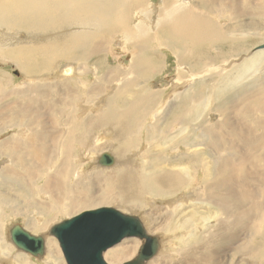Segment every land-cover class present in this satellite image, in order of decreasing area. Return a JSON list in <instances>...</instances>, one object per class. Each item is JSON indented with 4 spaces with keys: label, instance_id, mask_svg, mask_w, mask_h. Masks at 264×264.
<instances>
[{
    "label": "rangeland",
    "instance_id": "1",
    "mask_svg": "<svg viewBox=\"0 0 264 264\" xmlns=\"http://www.w3.org/2000/svg\"><path fill=\"white\" fill-rule=\"evenodd\" d=\"M66 1L69 9H77L80 3L79 0ZM91 1L97 5V2L104 4L107 0ZM128 1L115 0L113 12H109L110 0L105 3V9L93 5L83 8L90 15L91 25L87 26V31L94 35L93 42L104 44L102 52L99 48L97 54L91 48L86 47L84 50L81 49L84 45L76 44L70 46V54L38 53L36 45L48 47L46 43L50 39L45 36L30 38L31 35L28 36L25 31L27 27L41 29L37 23L44 22L43 19L34 22L21 18L23 30L16 28L15 32L10 27H0V40L11 39V44L5 43L3 49L6 51L0 57V115L10 116L13 108L17 113L18 105H24L26 112L45 123L44 126L51 124L52 139L57 134L65 137L70 133L71 136H66L62 144L70 139L74 145L72 153L66 151L65 157L61 155V163L65 158L70 163L66 169L60 170V165L51 166L48 158L47 165L38 170L41 177L36 179L30 176L33 184L21 182L23 188L16 184L2 186L5 191L7 187L16 186L23 192L9 197L20 200L15 212L13 209H1L0 233L5 248L0 255V264H66L57 239L47 236L50 228L83 212L102 207L140 217L148 233L160 237L161 249L147 264H264V152L255 150V146H262V141L256 142L255 136L264 138V62L256 66L251 64L253 68H241L242 77H246L244 80L236 79V75L228 80L220 78L226 70L238 67L243 61L250 63L264 44V0H164L163 3L162 0H141L137 1L138 8L131 11L123 7ZM46 2L49 4L54 1ZM117 10L118 13L123 10L121 18H118L123 24L117 22L118 29H112L115 20L108 23L106 17ZM157 10L162 11L159 19ZM42 11L51 17L46 19L49 25H58L62 30V17H73L69 12L70 15L61 14L63 11L60 7L52 13L45 10L37 12ZM191 11L201 13V24L209 23L213 31L221 36L207 37L201 30L193 34V31L185 30L177 36L172 35L171 28L175 24L173 16L177 13V18L181 17L176 21L185 16L193 24L197 18ZM7 12V8L0 7V17L4 16L8 20L15 18V13ZM98 17L100 21L96 20ZM141 20L146 21L145 25L141 24ZM157 20L160 29L153 36V22ZM73 23L70 22L71 25ZM144 28L150 34L147 31L141 33ZM62 30L53 33L56 42L63 40V36L68 37L60 36ZM221 31L236 39L228 41L229 45H226L225 34ZM80 32L83 33V39L87 37L84 27L80 28ZM70 33L76 32L71 30ZM123 38L130 39L134 45L123 43ZM141 42L146 43L150 51H159L155 53L161 62L158 61L157 70L150 76L140 74L141 69L149 63L148 60L137 59L142 56L138 49ZM13 46H21L17 49L19 52L24 51V46H29L28 50L33 54L29 64L35 75L27 74L28 64L23 67L20 62H15L13 51H8ZM84 55L92 58L84 60ZM146 57L149 60L154 58L152 54L151 58L148 54ZM66 65L73 66L76 73L70 78L62 75L59 78L57 74ZM39 66L44 70H38ZM201 66H204L203 69L196 71ZM104 68L108 72L105 77L99 73ZM192 74H196V77ZM96 81H102L103 92L94 91ZM82 85L87 86L86 89L81 90ZM29 86L34 87L32 92L15 95ZM242 87L243 90L238 91ZM41 89L44 91L40 92ZM67 90L70 92L67 93ZM39 92L45 98L39 97ZM125 92L128 93L125 95ZM188 92H193L195 99L182 105V95ZM109 93L115 98L119 110L126 114L125 118L132 123L145 124L140 136L134 132L140 142H133L131 146L127 144L129 149L122 157L116 153L121 142L110 137L117 133L119 127L105 112L111 97ZM104 97L108 99L106 103H97ZM229 97L237 99V102L233 100L230 104ZM100 105L103 107L100 112L90 109ZM88 109L89 116L85 120L81 113ZM101 114L108 119L99 121ZM14 124L12 119H7L5 123L0 119V144L23 130L27 132L26 128L20 130L13 127ZM108 124H113L114 128ZM246 131H249L248 145L244 143L248 138ZM190 136L192 140L188 142ZM102 137H107V140ZM190 143L194 145L190 150L191 158L186 155ZM197 151L204 156L201 155L198 162H193L194 158L197 160ZM102 153L113 155L119 166H97V158ZM54 156L58 158V155ZM149 158L156 161L154 164L162 173L171 168L177 170L179 166H192L193 169L191 175L188 172L186 182H175V186L161 188L165 195H144L124 202L122 198H116L119 191L113 187L115 194L110 195L114 203L100 201L108 188L107 175L116 172L124 164L132 167L130 163L134 161L137 166ZM202 159L205 161L200 163ZM229 160L233 165L228 164ZM205 163L210 168L208 172ZM9 164L6 157L0 158V169ZM54 176L61 183L58 188L54 187ZM24 199L40 203V208L42 204L47 205L51 210L50 215L46 216L43 211L34 208H31L33 212L26 214L24 209L29 206ZM1 207L5 208L4 205ZM28 218L31 220L29 224L26 221ZM32 222L36 223L35 228ZM42 224L45 227L43 230L37 228V225ZM15 225H20L33 235L45 237L48 245L56 248L52 251L58 249L59 262L52 260L56 253L48 255L47 250L41 259L17 250L8 238L9 228ZM191 237L195 238L192 243L189 240ZM137 240L125 239L109 251L132 245ZM141 244L139 240L137 252ZM109 251L103 255L105 260Z\"/></svg>",
    "mask_w": 264,
    "mask_h": 264
},
{
    "label": "bare ground",
    "instance_id": "2",
    "mask_svg": "<svg viewBox=\"0 0 264 264\" xmlns=\"http://www.w3.org/2000/svg\"><path fill=\"white\" fill-rule=\"evenodd\" d=\"M53 1L54 2L48 4L46 2V0H0V7H5V8H7L8 12L15 13L14 14L15 18H10V20L6 19L4 16L0 17V27H5V28L10 27L15 32V31H17L16 28H19V31L21 29L23 30V26L21 24V18L23 20L24 19L25 20L30 19L31 21H34V22L43 19L44 22L37 23L38 24L37 27H39L41 29H37L35 27H27V29L25 31L28 34V36L31 35L30 38L33 37L35 39L37 36H41V37L45 36L46 39H48V38L50 39V40H47V43H46L48 47L36 45L38 53H39V51H40V53H41V51H44V52H47L48 54H55V53H62V52H66L67 54H70V52L68 50H69L70 46L74 47V44H76L75 46L84 45L81 48L84 50L86 49V47L90 48V45L87 46V44L90 43V40L92 38H94V35L87 31V26L91 25V20H90V15L85 11V9L87 8V5H89V6L93 5L95 7L97 6L99 9L101 6H103V8L105 9V3H107L108 0L104 1V4L97 2V5H95L94 1H91V0H87V2H86V0H79L80 3L78 4V7L79 6L80 7L77 9H75V8L69 9V6L67 5L69 3L66 0H53ZM98 1H101V0H98ZM137 1H141V0H129L126 4L123 5V7L130 9V11H131V9H137L139 6ZM101 2H103V1H101ZM98 5H100V6H98ZM59 7L63 11V12H60L61 14L73 15V17H69L66 15L62 17L61 24L64 26L63 30L60 27H58V25H57V27H53L52 26L53 24L52 25L48 24V21L46 19H51V17L47 13H44L43 11L37 12L39 10H45L49 13H52L53 11L56 12L57 10H59ZM83 8H85V9H83ZM65 9H67V10L65 11ZM29 12H34V13L29 14ZM68 12L70 14H68ZM182 18L183 19L180 21H176V20L174 21L175 24L171 28L172 35L177 36V35L183 33L185 30L193 31L191 34H193L194 32H196L198 30H201V31H203V34L207 37H213L214 38V37L221 36L220 33L213 31V29L211 28L209 23L204 22L203 24H201V21L200 20L195 21V17H194L195 23L192 24V21L190 19H186L185 16H183ZM96 20L100 21L101 18L98 17V18H96ZM71 21L75 22V24L73 23V25H71L70 24ZM106 21L108 23L111 21V14L107 15ZM117 22L120 25L123 24V22H121V20H119V19H117ZM210 22H213V21H210ZM145 23H146L145 20H141L142 25H145ZM101 24H102V22H101ZM153 24H154V26H158L159 21L157 20V22L155 21V22H153ZM200 25H201V27H197ZM79 27H84L86 29L87 33L84 34V35H87L86 38L83 39V36H82L83 33L81 34ZM59 29L62 30L60 36L68 35V37L63 36V40H59L58 42H56V37H54L53 33L58 31ZM71 30H74V32H76V33L75 34L70 33ZM221 32L223 34H225V44L226 45H229L228 41L236 39L233 37H229L225 31H221ZM156 34H157V32H156ZM10 36H11V34H10ZM14 36H16V38H18L17 35H14ZM7 42L11 44V39L8 38V39L0 40V57L6 51L5 49H3V47H4L5 43H7ZM36 44H38V43H36ZM41 45H43V44H41ZM19 47H21V46H13L12 49H10L8 51H13L12 56L15 59V62H20L21 66L24 67L25 65L28 64V67H29V69H28L29 72H27L28 75H30V76L35 75L34 74L35 72L32 71V66L29 64V61L31 60V56L33 55V54L31 55L29 50H28L29 46H24L23 47L24 51H22V52L17 51V49ZM97 48H99V47H97ZM94 51H96V49ZM263 51H264V49H262V48H260V50L258 49L257 53L252 57V60L250 63H245L246 61H243L240 65H238V67L236 66V67H232V68L226 70L227 72L225 73V75L222 74L220 76V78L224 79V77H225V80H228L230 77L233 78V76L236 75V79H239V80L246 79V77L245 78L242 77L243 73L240 72V69L241 68H253V66H256L260 63H263L264 62L263 61V59H264V52ZM23 52H25V53H23ZM100 52H102V51H100ZM185 53H187V51ZM39 56H41V55H39ZM48 57H49V55H48ZM48 57H47V59H48ZM82 58L84 60H86V59H90L91 57H89L88 55H84ZM225 58H226V56H225ZM148 61H149V63L141 69L140 74L142 76L153 75L154 74L153 72H155L157 70V65L152 60H148ZM243 63H245V64H243ZM40 64H42V62ZM49 64H51V63L49 62ZM42 66L45 67L44 64ZM42 66H39L37 69L38 70H42V69L44 70V68H42ZM203 67L204 66H201L200 69H198L196 71H200L201 69H203ZM97 71L95 70V72H97ZM189 72H190V70H189ZM75 73H76V69L73 66L66 65L59 71V73L57 75L59 78H62L61 75L63 77H66V78H70ZM99 73L102 74L104 77L107 76V74H108V72L106 71L105 68L100 69ZM192 75H193V77H196V74H192ZM250 76H252V75H250ZM101 82L96 81L94 88L92 87L93 89H95L94 91H98V90L102 91L104 89L103 87H101V85H102ZM32 84H33V82H32ZM194 84L196 85V83H194ZM190 85H193V84H190ZM230 85L231 84H229L228 86H230ZM23 86L24 85H22V87ZM30 86L24 87L21 91L16 92L15 95L19 96L18 94H20V93L32 92L34 87H30ZM86 87L87 86H83L82 88H80V87L79 88L81 90H84V89H86ZM42 90L43 89H41L39 91L42 92ZM240 90H243V87L239 88L238 91H240ZM69 92L70 91L67 90V93H69ZM91 92H93V91H91ZM34 93H36V91H34ZM126 93H128V92H125V95H126ZM40 95L41 96H39V97L45 98V95L43 93H40ZM195 96L196 95L193 92L184 93V95H182L183 101L181 104L183 105V103H191L195 99ZM242 97H245V96H242ZM239 98H241V97H239ZM132 99H133V97H132ZM229 99H231L230 104L233 103V100H234V103L237 102V99H235V98H233V100H232V98L229 97L228 100ZM20 103H23V102H20ZM25 104H27V103H25ZM26 106H28V104ZM107 106L108 107H105V109H106L105 112H106L108 118H110L113 121V123H115L116 127H119L117 133H114L115 135L110 136V137H113L115 140L121 142V144L118 146V148L116 150V153L118 156L120 155L122 157V156H125L127 150L129 149L127 144L129 146H131V144L133 142H136V143L140 142L139 138H138V136H136V134H139V136H140L141 131L144 130L145 124L139 123V122L138 123H132L127 118H125L126 114L122 110L120 111L119 108L115 105V98L112 96L109 98V102H108ZM102 108L103 107H99L98 112H100L102 110ZM0 119L3 123H5V121L7 119H12L13 121H15V124L13 127L19 128L20 130H23V128L27 129V134H25L24 130H23L22 133H20L19 135L12 136L0 144V158L6 157L10 163L9 165H5L0 169V178H1V182H0V213H1V209L7 210V211H12V209H13V211L15 212L16 211L15 209L17 208L16 204L19 205L20 200H19V198L9 199V197L15 196L16 195L15 193H18V192L22 193L23 192V190L20 189V188H23V185L21 184V182H24L25 185L33 184L34 182H32L29 179L30 176L35 177L36 179L38 176H39L38 178H40L41 176H40V173H38V170L47 165L48 158H49V162H50L51 166L57 167L58 165H60V167H61L60 170L66 169L70 165V163H69L68 159L66 160V158H65V161L63 163H61L62 156L65 157L66 151H69L70 153H72V151H73L72 148L74 147V145L72 146L73 142L70 139H68L66 142H64L62 144V141L66 136H71V135H69L70 133L65 135V137H63L62 134H59L56 138L52 139V134H50V125L51 124L48 123L47 126H44L45 123L39 121L37 119V117L31 116L30 114H28L26 112L24 105H21V104L18 105L17 113H15V110L13 108L12 109V115H10V116H7L6 114L4 116L0 115ZM172 120H177V119L172 118ZM108 123H110V122H108ZM108 125L111 128H114L113 124H108ZM189 129L191 130L192 127H189ZM1 131H2V128L0 129V132ZM135 131H136V134H134ZM150 132L152 133V128L150 129ZM248 132L247 131L245 132V135L247 137L249 136ZM231 133L233 134V132H231ZM252 133L255 135L254 130L252 131ZM24 134H25V136H24ZM106 138L107 137H102L103 140H107ZM137 138H138V141H137ZM191 140H192V137L190 136L188 142H190ZM255 140H256V142H258L259 140L262 141V146L261 147L255 146V150L258 152H259V150L264 152V138H257L255 136ZM129 141H131V142H129ZM244 143H245V145L249 144V137L247 139H245ZM193 146L194 145H192L191 143L188 144L189 153H186V155H188L189 158L192 157L190 150L193 148ZM195 154L197 156V160H195V158H194L193 162H198V159L200 158V156L201 155L204 156L200 151H197ZM54 155H58V158H56ZM203 161H205V160L202 159V161H200V163ZM155 162L156 161L149 158L148 161H145L141 164L139 163L140 165L136 166V165H134V161H133V164H131L129 162L130 165H132V167H129L128 164L127 165L124 164L116 172H114V173L111 172L109 175H107L108 178H106V179H108L107 180L108 182L106 184V185H108L107 186L108 188L105 191V196L103 198H100V201L106 202V203H114L113 199L110 195V194H112V195L115 194L113 187H116V189H118V191H119L116 198L117 199L122 198L123 200H125L124 202H127L131 198L135 199V198H139V197L144 196V195H149L150 197L165 195L164 191L161 188L165 189V186H166V188H170L172 186H175L176 185L175 182H180V183L186 182V180L188 179V172L191 175V171L193 169V168H191L192 166H190V165H189L190 167H188V168H186V167L181 168V166H179L180 168H178L177 170L171 168V169L166 170V172L162 173L159 171L157 164H154ZM178 164H180V163H178ZM228 164L233 165L232 161H230V160L228 161ZM205 165H206V171L208 172V170L210 168L206 163H205ZM116 166H119L118 161H117ZM110 176H111V179H110ZM55 177L56 176L53 177L54 181H55L54 187L58 188L59 186H61V183ZM164 183H165V185H164ZM187 183H189V182H187ZM7 184H16L20 188H18L16 186H13L12 188L7 187L6 191H5V189L2 188V186L7 185ZM29 188H31V186ZM93 191H95V188H93ZM12 192H13V194H12ZM37 193H39V192H37ZM3 194H4V196H3ZM140 199H142V198H140ZM24 201L29 206V208L24 209V211H26V214H30L31 212L34 211L31 208L38 209V211H43V214L46 216H49L51 213V210L48 209L47 205H45V204H42V208H40V206H41L40 203H37V202L33 203L29 199H24ZM1 205H4L5 208H2ZM102 208H105V207H102ZM26 221H27V224H29V222H31V220L29 218ZM39 223H41V221H39ZM35 225H36V223L34 222L33 223L34 228L36 227ZM38 227L40 230H43L45 228L43 226V224L37 225V228ZM11 228H9V230H8L9 232H10ZM32 235H33V233H32ZM47 236L50 237L49 235H47ZM8 238H10V233H9ZM191 238L192 239H189L190 243L195 241L194 237H191ZM133 239L137 240V238H133ZM3 240H4L3 235L0 233V255L3 252V248H5ZM9 241L11 242V239ZM45 243H46V245H48V242L46 240H45ZM138 243H139V240L135 241V243L132 245H124V246H121L115 250L113 249V251L111 250V252L109 251L110 249H108L107 251H109L110 253L108 252L107 259L105 261L107 263L109 262L110 264H123V263H125L128 259H132L136 256ZM46 245H45V253H46V250H47L48 255L49 254L55 255V253H56V256L54 258H52V260L56 259L58 261L59 260L58 252H57L58 249L56 250V252H54V251H52L53 248L56 249L54 246L48 245L49 247L47 249ZM44 257H45V255H44ZM0 261H2L1 258H0ZM8 261H10V259Z\"/></svg>",
    "mask_w": 264,
    "mask_h": 264
},
{
    "label": "water",
    "instance_id": "3",
    "mask_svg": "<svg viewBox=\"0 0 264 264\" xmlns=\"http://www.w3.org/2000/svg\"><path fill=\"white\" fill-rule=\"evenodd\" d=\"M260 48L264 49V44ZM116 164L110 153H102L97 160L99 167L113 168ZM48 234L57 239L66 264H109L103 254L129 238H137L142 244L136 256L123 264H147L161 249L160 237L150 235L140 217L113 208L83 212L52 226ZM10 239L20 252L35 258L45 255V238L20 225L11 228Z\"/></svg>",
    "mask_w": 264,
    "mask_h": 264
},
{
    "label": "crops",
    "instance_id": "4",
    "mask_svg": "<svg viewBox=\"0 0 264 264\" xmlns=\"http://www.w3.org/2000/svg\"><path fill=\"white\" fill-rule=\"evenodd\" d=\"M75 1H78V0H75ZM163 1L164 0H162V3H163ZM109 3V12H113V11H115V0H110V2H108ZM213 3V2H212ZM214 5V4H213ZM80 7V6H79ZM78 7V8H79ZM190 7V6H189ZM126 10H128V8H125ZM131 10H134V9H131ZM123 10H121V11H119V13H118V10L116 11V13L115 14H111V20H115V24H113V26H112V29H118V23H117V19L118 18H121L120 17V13L122 12ZM151 11V10H150ZM124 12H126L125 10H124ZM157 12L159 13V15H158V19H159V17H160V15H162V11L161 10H157ZM191 12H193V11H191ZM193 13H195V17L197 18V20H200L201 22H202V20H203V17H202V15H201V13H197V12H193ZM118 14V15H117ZM147 14H148V12H147ZM178 17V14L176 13V15L175 16H173V18L176 20H179V19H181V17H179V18H177ZM148 18L150 19V16H148ZM152 19H153V17H152ZM159 21V20H158ZM81 27H79V29H80ZM160 29V23L158 24V26H154L153 27V30H152V35L153 36H155L156 35V32H157V34H158V30ZM130 31V30H129ZM145 31H147L148 32V34H150V32L148 31V30H146V28H144L143 29V31L141 32V33H144ZM132 33H133V31H132ZM121 37H122V34L120 33L119 34ZM146 38H148V36L146 37ZM90 42H92V43H90V48H91V51L93 52V53H95V54H97L98 53V49L100 48V51L102 50V48H103V43H96V42H93V40L91 39L90 40ZM122 42L123 43H125V42H127V45L128 44H133L132 43V41H130V39H128L127 38V40H125L124 38L122 39ZM131 42V43H130ZM139 43V42H138ZM142 44H144V45H142L141 44V46H139V50H140V52H141V54H142V56H139L137 59H139V60H149V58H147L146 57V54H148L149 56H150V58H151V54L153 55V57L154 58H152V60L154 61V63L157 65L158 64V61H160L161 62V60H158L157 58H156V56H157V54L155 53V52H159V51H157V49H155V50H152V51H150L149 50V48H148V45L146 44V43H144V42H141ZM204 43H207V42H204ZM103 44V45H102ZM134 45V44H133ZM153 46L155 47V45L153 44ZM97 47H99V48H97ZM96 49V51H94ZM92 58V57H91ZM163 63V62H162ZM126 68V67H125ZM124 68V69H125ZM153 73H155V72H153ZM114 91L115 90H113V94H114ZM88 93H90V92H88ZM112 94V95H113ZM109 96H111V93H109ZM109 96H107V97H109ZM104 102V103H106V101H108V99H106L105 97L103 98V100H101L100 102H97V103H101V102ZM99 107H102L101 105L100 106H98L96 109H94L93 107H91L90 109H93V110H95V111H97L98 112V108ZM89 111V109L88 110H86V111H83V113H81L83 116H85V120L87 119V117L89 116L88 115V112ZM82 115H80L79 116V119H81L82 118ZM94 117H96L95 116V114H94ZM105 119H108L106 116H104V115H100L99 116V121H103V120H105ZM77 121H78V117H77ZM25 133V132H24ZM25 134H27V132L25 133ZM57 136H58V134H57ZM5 141V140H4ZM3 141V142H4ZM3 142H1V143H3Z\"/></svg>",
    "mask_w": 264,
    "mask_h": 264
}]
</instances>
